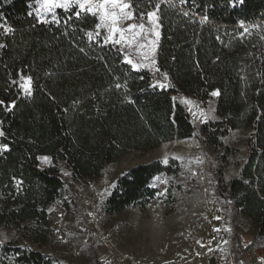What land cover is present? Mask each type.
<instances>
[{
	"label": "trees",
	"instance_id": "16d2710c",
	"mask_svg": "<svg viewBox=\"0 0 264 264\" xmlns=\"http://www.w3.org/2000/svg\"><path fill=\"white\" fill-rule=\"evenodd\" d=\"M131 3L142 14L160 5L156 64L167 89L95 35L96 17L57 9L53 20L41 21L33 0H0V25L12 29L0 27V101L15 102L11 111L0 107V145L8 146L0 149V226L30 222L33 238L44 241L47 208L65 191L59 162L84 181L130 152L188 138L193 126L173 94L204 102L219 91V121L214 130L202 126L210 143L229 129L252 133L240 175L219 185L218 196L264 236V0ZM21 76L32 78L31 95L19 87ZM39 156L51 165L39 167ZM169 169L160 161L130 168L112 187L106 211L144 209L158 193L151 181ZM13 255L21 264L51 263L38 251L15 248Z\"/></svg>",
	"mask_w": 264,
	"mask_h": 264
},
{
	"label": "rangeland",
	"instance_id": "374dc122",
	"mask_svg": "<svg viewBox=\"0 0 264 264\" xmlns=\"http://www.w3.org/2000/svg\"><path fill=\"white\" fill-rule=\"evenodd\" d=\"M73 8L77 7L56 8L37 17L51 21L57 9ZM132 11L137 18L143 15L134 8ZM130 23L146 25L143 37H136L131 46L108 42L122 53L126 63L131 59L138 65L133 68L128 63L133 69L147 70L153 85L169 88L165 74L156 64L158 41L154 50L149 44L156 38L151 34L147 17L127 20L122 27ZM95 35L105 41L107 31L96 29ZM141 44L146 46L142 48ZM21 82L20 77L19 85ZM216 97L210 95L203 102L175 92L173 100L189 115L191 135L149 151L130 152L105 166L96 177L74 179L65 163L59 162L57 169L65 191L61 200L47 208L46 239L33 238L36 225L30 222L0 226V264H21L13 255L15 248L38 251L51 260L50 264H190L200 255L210 253H220L227 259L238 257L239 234L253 232L255 226L233 207L232 200L218 196V186L227 185L240 175L252 131L229 129L226 135L218 137L216 144L210 143L202 126L206 124L208 130H214L211 123L219 121ZM42 157L48 156L38 157L39 167L50 166V157L47 161ZM152 161L170 166L169 171L157 175L150 183L158 191L154 199L144 209L137 204L108 213L105 202L116 180L130 168Z\"/></svg>",
	"mask_w": 264,
	"mask_h": 264
},
{
	"label": "snow or ice",
	"instance_id": "6c2138e0",
	"mask_svg": "<svg viewBox=\"0 0 264 264\" xmlns=\"http://www.w3.org/2000/svg\"><path fill=\"white\" fill-rule=\"evenodd\" d=\"M35 7V13L39 17L44 13H52L56 8L69 9L73 6H76L79 11H76L75 15L77 18L81 16V13L90 14L93 17L98 18V23L95 25L97 30L103 28L107 31L105 36V42L111 41L114 44L127 43L129 46L132 45L136 37H143L146 25L144 23H130L127 27H122L123 23L127 20H137L144 19L147 17L149 24L151 25V34L156 38L149 41V44L152 46V49H155V45L159 38V10L160 5H155L154 11H149L144 13L139 18L136 17L132 11L133 4L130 0H33ZM181 3H184L185 0H180ZM236 3H243V0H235ZM31 7V5H29ZM29 16L32 15L30 11ZM187 15V13H185ZM55 18V17H53ZM5 32H9L12 29L9 27H4ZM247 31V29H245ZM96 35H99V32H96ZM89 38L93 36L92 32L88 33ZM146 45L141 44L140 47H145ZM4 45H0V48ZM147 58V56L145 57ZM127 63L132 65L133 68L138 67L137 64H134L131 59L127 60ZM21 83L19 87L28 95H31L32 92V78L21 76ZM119 87V85H117ZM163 87V85H161ZM212 96L220 95L219 91H213ZM191 103V101H186ZM0 107H3L6 111H11L15 107V102L11 104H6L4 101H0ZM4 132L0 131V136H3ZM7 145H0V149L7 150ZM44 161L48 160V157L41 158ZM167 163V161H165ZM264 259V258H262Z\"/></svg>",
	"mask_w": 264,
	"mask_h": 264
},
{
	"label": "crops",
	"instance_id": "0c3cea01",
	"mask_svg": "<svg viewBox=\"0 0 264 264\" xmlns=\"http://www.w3.org/2000/svg\"><path fill=\"white\" fill-rule=\"evenodd\" d=\"M264 236H258L256 228L238 236L240 254L235 259H227L220 253L200 255L190 264H264Z\"/></svg>",
	"mask_w": 264,
	"mask_h": 264
}]
</instances>
